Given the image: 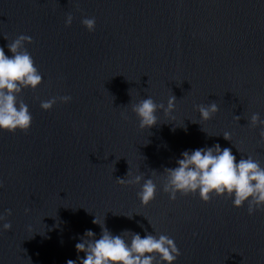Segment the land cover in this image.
Listing matches in <instances>:
<instances>
[{"label": "water", "instance_id": "obj_1", "mask_svg": "<svg viewBox=\"0 0 264 264\" xmlns=\"http://www.w3.org/2000/svg\"><path fill=\"white\" fill-rule=\"evenodd\" d=\"M21 34L42 82L19 96L29 129L0 131V212L11 210L0 264H79L74 245L86 229L100 234L94 216L113 234L169 236L174 264H264V207L249 215L223 196L169 200L161 190L185 149L218 142L264 167L260 127L248 124L253 112L264 119V0H0L6 55ZM62 95L71 100L39 107ZM171 95L170 116L158 110L155 125L138 128L131 104ZM212 101L218 111L200 120L194 105ZM128 169L156 183L147 205L139 185L117 182Z\"/></svg>", "mask_w": 264, "mask_h": 264}, {"label": "clouds", "instance_id": "obj_2", "mask_svg": "<svg viewBox=\"0 0 264 264\" xmlns=\"http://www.w3.org/2000/svg\"><path fill=\"white\" fill-rule=\"evenodd\" d=\"M72 19V15L67 14L65 26L70 25ZM80 23L88 32L94 31V17H83ZM25 43H31V37L23 34L8 42L5 47L11 55H6L5 48L0 47V131L23 132L31 125V113L19 96L24 89L34 90L42 82V75L30 53L24 48ZM70 100L69 95L53 96L41 100L39 107L47 111L57 101L68 103ZM175 102L176 98L172 95L166 103H157L151 96H146L131 104L138 128L147 129L155 125L158 110L170 116ZM194 108L199 119L204 121L218 111L215 101L207 105H194ZM121 116L127 119L123 113ZM234 119L238 121L240 117L234 116ZM192 122L199 123L196 120ZM248 124L253 128L259 125L260 143L264 144V119L253 112L248 117ZM230 136L228 131L222 133L225 140L230 141ZM162 173L164 182L161 190L168 195L169 200H175L178 193L195 194L204 203L209 201L210 196H223L230 199L235 208L246 203L249 215L264 207V167L251 154L241 155L237 159L231 148H222L218 142L211 146L183 150L176 159L175 166L165 167ZM116 180L121 184L139 185L136 196L141 205H147L155 197L157 185L151 175L145 177L142 172L133 174L128 169L123 178ZM28 211L26 208L25 212ZM10 214V209L0 212V230L11 229V223L6 220V216ZM125 216L131 218L132 214ZM92 223L100 226V234L96 238L91 229H86L79 242L74 245L78 253H84L82 258L77 257L79 264H174L180 254L173 239L165 234L153 235L145 231L142 237L140 233L127 229L113 234L105 227L104 221H98L96 216ZM66 264L77 262L69 259Z\"/></svg>", "mask_w": 264, "mask_h": 264}]
</instances>
